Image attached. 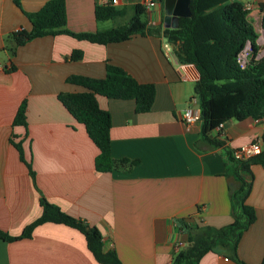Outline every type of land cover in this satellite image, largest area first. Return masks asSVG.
<instances>
[{
	"label": "crops",
	"instance_id": "obj_1",
	"mask_svg": "<svg viewBox=\"0 0 264 264\" xmlns=\"http://www.w3.org/2000/svg\"><path fill=\"white\" fill-rule=\"evenodd\" d=\"M47 0H0V231L19 235L41 213L39 198L67 214L95 226L103 251L114 250L121 264H170L177 253L174 242L187 243L190 226L224 227L233 221L232 191L238 186L232 151L261 139L264 122L254 118L230 120L214 146L200 134V121L187 124L185 109L191 104L198 71L181 64L174 46L154 33L107 44L79 40L67 34L44 35L15 45L11 34L30 30L25 13ZM248 4L264 52V0H239ZM95 0H65L66 27L74 32L96 31L126 23L134 6L144 9L142 20L151 28L165 27L164 0H118L116 19L97 21ZM259 17L261 28L253 18ZM261 46V47H260ZM80 50V59H71ZM249 49L243 53L247 56ZM122 67L141 83H153L155 97L148 112H136L134 100L97 95L111 118L110 152L115 161L109 171H97L98 153L79 123L59 101L66 91H82L69 83L70 75L101 78L105 64ZM10 67H13L11 70ZM26 102V126L14 125L19 105ZM11 141H20L23 158ZM253 182L247 202L256 218L243 232L237 257L260 264L264 256V165L251 166ZM227 258V259H224ZM0 264H101L88 249L78 229L47 222L29 237L0 240ZM198 264H238L227 247L206 252Z\"/></svg>",
	"mask_w": 264,
	"mask_h": 264
},
{
	"label": "trees",
	"instance_id": "obj_2",
	"mask_svg": "<svg viewBox=\"0 0 264 264\" xmlns=\"http://www.w3.org/2000/svg\"><path fill=\"white\" fill-rule=\"evenodd\" d=\"M264 28V2L258 3ZM134 13L124 24L96 30L74 32L66 27L65 0H47L39 9L25 13L31 23L30 30L18 28L11 34L15 45L44 35L67 34L79 40L107 44L120 42L135 34L154 33L166 38L174 46V54L181 64H191L198 71L195 94L200 114V134L214 146H222L215 128L230 120L264 118V55L257 58L258 34L248 18L249 10L239 0H190L189 16L178 19L176 28H151L142 20L144 9L134 6ZM97 21L116 19L120 12L112 5H95ZM251 43L244 58V48ZM82 56L73 50L71 59ZM12 70L13 67H10ZM66 81L84 88L82 91L60 92L57 97L69 113L81 124L98 149L94 160L97 171H109L114 166L110 152L111 118L106 109L99 106L97 95L108 98L134 100L136 112H148L155 97L153 83H141L122 67L105 64V75L101 78L70 75ZM14 125L26 126V102L23 101L14 116ZM21 160L23 150L20 141H11ZM234 164V175L238 186L232 191L233 221L227 226L216 228L209 225L193 227L180 220L182 229L188 232L187 245L179 250L170 264H198L208 251L227 247L238 264H246L237 257V245L243 232L256 218L255 209L247 199L252 189L251 166L264 165V137L262 151L246 160H236L232 152L225 150ZM34 178L31 164L25 161ZM40 215L25 225L19 235L0 231V240L14 241L29 237L40 224L52 222L65 224L83 233L88 249L101 264H121L114 250L103 251L101 233L81 219L73 217L57 205L39 198ZM264 264V256L260 262Z\"/></svg>",
	"mask_w": 264,
	"mask_h": 264
},
{
	"label": "built area",
	"instance_id": "obj_3",
	"mask_svg": "<svg viewBox=\"0 0 264 264\" xmlns=\"http://www.w3.org/2000/svg\"><path fill=\"white\" fill-rule=\"evenodd\" d=\"M117 3H118V0H95L96 5H112V6H115ZM152 3H153V0H144V4L147 7H150L152 5ZM245 7L247 9L249 8L248 5H245ZM241 56L243 57V54ZM2 69H4V66L0 64V70H2ZM190 103L191 104H198V98L196 95L191 97ZM182 118L185 121V123H187V124L199 122L201 119L199 111L192 112V110L190 108H187L183 111ZM258 120L264 122V118H260ZM222 127H223V124H220L215 128L214 131L219 133V132H221ZM262 147H263L262 140L256 139L253 142H250V143L244 144L238 148H235L231 152H232L233 157L236 160L243 161V160H246L252 156L259 154L262 151ZM186 245H187V243H184L181 240H176L174 242V246H175V249L177 250V252L179 250L183 249ZM224 259H227V258H224Z\"/></svg>",
	"mask_w": 264,
	"mask_h": 264
},
{
	"label": "water",
	"instance_id": "obj_4",
	"mask_svg": "<svg viewBox=\"0 0 264 264\" xmlns=\"http://www.w3.org/2000/svg\"><path fill=\"white\" fill-rule=\"evenodd\" d=\"M189 1L190 0H164L166 15L164 16L163 21H164L165 27L176 28L178 25L179 17L190 15ZM256 41L258 44H260L259 36L257 37ZM250 48H251V43L247 42L243 53ZM263 55H264V52L260 51L257 54V58H260Z\"/></svg>",
	"mask_w": 264,
	"mask_h": 264
},
{
	"label": "rangeland",
	"instance_id": "obj_5",
	"mask_svg": "<svg viewBox=\"0 0 264 264\" xmlns=\"http://www.w3.org/2000/svg\"><path fill=\"white\" fill-rule=\"evenodd\" d=\"M248 5V4H247ZM253 22H254V25L256 26V28H261L260 27V21H259V17H257V18H253ZM262 29H263V27H262Z\"/></svg>",
	"mask_w": 264,
	"mask_h": 264
}]
</instances>
